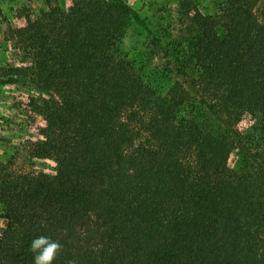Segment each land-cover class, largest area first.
I'll use <instances>...</instances> for the list:
<instances>
[{
	"label": "trees",
	"instance_id": "trees-1",
	"mask_svg": "<svg viewBox=\"0 0 264 264\" xmlns=\"http://www.w3.org/2000/svg\"><path fill=\"white\" fill-rule=\"evenodd\" d=\"M177 1L179 40L124 0H48L15 25L0 8L22 56L0 81L46 93L22 103L38 138L19 158L56 165H0V264H34L40 235L62 245L53 264H264V0ZM131 24L151 35L138 59L121 49Z\"/></svg>",
	"mask_w": 264,
	"mask_h": 264
},
{
	"label": "rangeland",
	"instance_id": "rangeland-1",
	"mask_svg": "<svg viewBox=\"0 0 264 264\" xmlns=\"http://www.w3.org/2000/svg\"><path fill=\"white\" fill-rule=\"evenodd\" d=\"M48 0H0V8L5 16L15 25L23 23L27 17L34 18L42 10L47 9ZM58 3L63 9H67L70 0H50ZM131 7L146 18L150 27L167 36L185 38L188 36L185 30V20L180 14V6L177 0H124ZM197 8L205 14H214L218 11V4L222 0H192ZM5 24L0 19V66L19 64L22 61L21 54L14 45L5 38ZM151 35L143 29L129 25L121 42V49L129 59H138L150 43ZM153 64L151 63V67ZM150 69V67H148ZM159 90L164 94L170 87L171 82L167 79L157 80ZM46 96V93L33 85L28 79L20 78L13 84H4L0 81V165L11 161L16 165H22L19 158V149L27 141L36 140L37 134L32 128L28 112L22 103L27 96ZM259 116L246 115L239 123L242 136L248 142L258 143ZM236 157L231 156V166L236 165ZM28 171L43 172L53 175L56 165L52 160L35 158L30 162H23ZM1 212V206H0ZM1 226V224H0Z\"/></svg>",
	"mask_w": 264,
	"mask_h": 264
},
{
	"label": "clouds",
	"instance_id": "clouds-1",
	"mask_svg": "<svg viewBox=\"0 0 264 264\" xmlns=\"http://www.w3.org/2000/svg\"><path fill=\"white\" fill-rule=\"evenodd\" d=\"M29 251L34 254V264H53L58 253L62 251V245L59 241L40 235L31 241ZM69 264H75V262L70 261Z\"/></svg>",
	"mask_w": 264,
	"mask_h": 264
}]
</instances>
